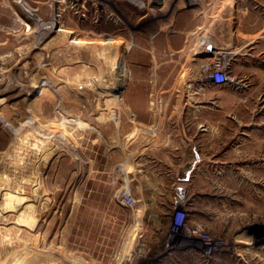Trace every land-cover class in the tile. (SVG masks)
<instances>
[{"label":"rangeland","instance_id":"1","mask_svg":"<svg viewBox=\"0 0 264 264\" xmlns=\"http://www.w3.org/2000/svg\"><path fill=\"white\" fill-rule=\"evenodd\" d=\"M179 13L219 50L227 26L240 28L231 83L203 80L210 59L200 80L149 62ZM197 39L195 54L207 53ZM164 88L199 90L191 102L212 105L213 118L171 127L187 174L159 162L125 207L131 109ZM9 194L0 264H264V0H0V207ZM179 210L195 241L173 231Z\"/></svg>","mask_w":264,"mask_h":264},{"label":"crops","instance_id":"2","mask_svg":"<svg viewBox=\"0 0 264 264\" xmlns=\"http://www.w3.org/2000/svg\"><path fill=\"white\" fill-rule=\"evenodd\" d=\"M192 21L193 19L188 22L181 13L177 16L175 15L172 32L164 35L163 49L158 52L159 55L157 57L153 55L155 52L151 53L149 62L152 64L157 60L159 65L172 62L175 64L174 66H180L182 79L187 76L189 79L196 78L200 80L201 65L203 61L210 58L208 53L195 54V47H197L198 43H194L197 39L194 33L197 32L194 30ZM239 36L240 28L233 27L230 29L227 26V29L222 33L224 48L238 54L239 51L236 52V42L239 41ZM201 39L204 38H198L197 41ZM209 44L212 49H218L215 43L212 42L211 44L209 42ZM135 62L138 63L137 60ZM173 92L177 97L187 96L186 102L169 103V99L166 97L173 96ZM198 92L199 90L196 92L182 88L152 90L150 93L147 92L146 96L153 98L156 95V97L160 98L159 102V99H154L151 101H154L155 104L150 102L143 106L144 109L142 105L134 106V109H131L135 120L129 124V142L124 148L122 146L120 148L131 193L133 192L132 190H135V188L131 189L132 183L139 176L142 177L145 174L155 175V172L147 170L158 169V163H162L163 160L171 165L168 168L173 170L174 175L187 174L188 168L182 165V160L186 159L185 149L181 146L183 140L180 137L178 140L176 137L172 138L170 129L174 127L180 133V129L190 128L194 123H199L200 125L205 123V126H207L208 119L213 118V106L191 102L193 97L199 94ZM143 112L149 113L147 119H144ZM139 184L142 186L141 182Z\"/></svg>","mask_w":264,"mask_h":264},{"label":"built area","instance_id":"3","mask_svg":"<svg viewBox=\"0 0 264 264\" xmlns=\"http://www.w3.org/2000/svg\"><path fill=\"white\" fill-rule=\"evenodd\" d=\"M79 2L81 0H74ZM90 1H99V0H90ZM200 51L207 52L211 54L210 61L204 63L202 65V73H204L203 80L209 81L211 84L215 86H224L228 85L232 82V78L230 76V64L234 57L233 53L226 50L212 49L211 45L206 40H202L200 47ZM191 88V86H189ZM116 179L113 180V183H116ZM118 202L129 208H133L136 203L134 196L132 195L130 189L127 187H122L117 193ZM186 213L183 210L176 211L174 213V224L173 231H184V238H188L190 241H195L191 238L190 230L187 228L185 224ZM189 232V234H188ZM199 241L205 247V253L210 254L217 247H214L212 240L201 230L199 232ZM197 242V241H196Z\"/></svg>","mask_w":264,"mask_h":264},{"label":"bare ground","instance_id":"4","mask_svg":"<svg viewBox=\"0 0 264 264\" xmlns=\"http://www.w3.org/2000/svg\"><path fill=\"white\" fill-rule=\"evenodd\" d=\"M26 9V8H25ZM30 10V9H29ZM26 11H27V9H26ZM32 10H30V11H27L28 13H30L31 15H33L32 14V12H31ZM112 15V14H111ZM115 15V14H114ZM28 17V16H27ZM146 17V16H145ZM56 20H54V22H55ZM53 24V23H52ZM57 24V23H56ZM54 25V24H53ZM40 26V25H39ZM45 29V28H44ZM61 31H66L65 29L64 30H62L61 29ZM48 32V31H47ZM64 33V32H63ZM95 42V41H94ZM116 42V41H115ZM73 43H75V44H77V45H81V46H83L84 44H85V42L83 41V40H73ZM72 43V44H73ZM106 43H110V44H113L114 43V41L112 40V39H110V38H108L107 40H106ZM102 44V43H101ZM114 44H116V43H114ZM116 47V46H115ZM120 51V50H119ZM122 51H123V49H122ZM122 57V56H121ZM118 58V57H117ZM120 60V59H119ZM118 66V65H117ZM119 74H120V76H121V78L123 77V75H124V67L122 66V65H120L119 66ZM122 80H123V78H122ZM120 81H121V79H120ZM48 84V83H47ZM45 85V84H44ZM109 86V85H108ZM68 121V120H67ZM13 194H9V199L5 202V203H3V205L0 207V210H14V208H15V205H13ZM17 203L16 204H22L23 202H25V197H19L18 199H17V201H16ZM28 207V206H27ZM28 215H30V214H28ZM23 254V253H22ZM21 254V255H22ZM20 256V255H19ZM18 259V258H17ZM77 260V259H76ZM16 261V260H15ZM6 263V262H5Z\"/></svg>","mask_w":264,"mask_h":264},{"label":"water","instance_id":"5","mask_svg":"<svg viewBox=\"0 0 264 264\" xmlns=\"http://www.w3.org/2000/svg\"><path fill=\"white\" fill-rule=\"evenodd\" d=\"M173 237V235H170V239Z\"/></svg>","mask_w":264,"mask_h":264}]
</instances>
